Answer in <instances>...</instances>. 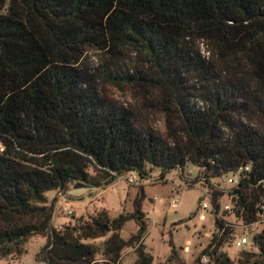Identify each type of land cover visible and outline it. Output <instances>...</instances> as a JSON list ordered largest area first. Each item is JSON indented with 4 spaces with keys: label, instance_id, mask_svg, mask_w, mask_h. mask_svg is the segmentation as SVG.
I'll use <instances>...</instances> for the list:
<instances>
[{
    "label": "trees",
    "instance_id": "1",
    "mask_svg": "<svg viewBox=\"0 0 264 264\" xmlns=\"http://www.w3.org/2000/svg\"><path fill=\"white\" fill-rule=\"evenodd\" d=\"M112 87L130 98H113ZM188 164L208 185L243 170L234 193L244 218L256 219L264 0H0V258L42 235L47 264H121L148 229L143 190L132 214L104 210L60 228L47 195L107 188L128 173L145 180L154 168L164 178ZM131 219L140 229L126 241ZM108 234L99 262L87 241ZM259 242V254L236 261L221 249L225 237L214 239L192 264L204 254L209 264H264V233ZM137 252L135 264H153L141 244ZM158 264L186 262L171 246Z\"/></svg>",
    "mask_w": 264,
    "mask_h": 264
},
{
    "label": "rangeland",
    "instance_id": "2",
    "mask_svg": "<svg viewBox=\"0 0 264 264\" xmlns=\"http://www.w3.org/2000/svg\"><path fill=\"white\" fill-rule=\"evenodd\" d=\"M110 94L119 100L130 98L128 94L113 87ZM157 122L161 128H165L161 118ZM202 178H204L203 169L192 164H188L178 172H169L164 178L160 169L154 168L145 180L138 174L128 173L107 188L77 189L71 185L68 192H52L47 195V198L49 203L55 204L53 221L56 228H60L78 223L80 219L88 220L104 210L108 211L111 218H116L122 213L132 214L135 212L134 202L143 190L145 194L143 210L148 229L140 244L144 247L145 252L153 256V264H158L168 260L171 246H173L186 264H192L209 246L214 231L212 217L208 216L207 220H201L199 215L203 211H199L196 215L199 210V202L204 197L202 190L204 183L198 182ZM213 182L214 184L221 183L223 187L226 186L224 178ZM61 198L62 201H60ZM173 199L180 203L178 208L171 207ZM228 202V199L224 201L226 204ZM66 209L72 210V213H68ZM139 229L137 221L131 219L125 223L120 235L128 241L137 234ZM110 236L108 234L97 240L87 241L98 249L97 259L99 262L104 260L103 247L106 239ZM46 243H48L47 237L35 235L24 243L25 252L22 255L0 258V264H47L41 256V251ZM140 244L124 248L121 264L136 263L138 260L137 248ZM187 246H189L190 252L184 251ZM225 248L236 261L242 258V252L236 247L229 248L225 245Z\"/></svg>",
    "mask_w": 264,
    "mask_h": 264
},
{
    "label": "built area",
    "instance_id": "3",
    "mask_svg": "<svg viewBox=\"0 0 264 264\" xmlns=\"http://www.w3.org/2000/svg\"><path fill=\"white\" fill-rule=\"evenodd\" d=\"M242 171L243 170H238L236 173L230 175L226 179V186L224 187L221 186V183L214 184L213 181L212 184L208 185L204 178L198 180V182L204 183L202 186L204 197L199 202V210L196 212V215H198L199 211H203L199 215L201 220H207L208 216L214 219V231L210 244L214 239L217 240L221 237H225L224 248L225 245L229 248L234 246L240 250V252L253 251L259 254L261 249L259 239L260 235L264 233V204H259L257 206L259 213L256 219L247 220L244 218V209H240L238 195L234 193L235 189H239L242 180ZM218 193H220V195H217ZM226 199L229 201L228 204L224 203ZM60 201H62V198ZM179 205L180 203L173 199L171 207L178 208ZM239 210H241L240 213ZM66 211L72 213V210L66 209ZM227 230L231 231L229 235L225 233ZM224 248H222V251L228 253L226 248ZM184 251L190 252L189 246L185 247ZM202 262L204 264L211 263L210 256L204 254Z\"/></svg>",
    "mask_w": 264,
    "mask_h": 264
}]
</instances>
